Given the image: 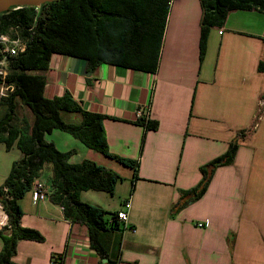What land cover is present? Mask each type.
<instances>
[{"label":"crops","instance_id":"0c3cea01","mask_svg":"<svg viewBox=\"0 0 264 264\" xmlns=\"http://www.w3.org/2000/svg\"><path fill=\"white\" fill-rule=\"evenodd\" d=\"M201 16L200 0H171L155 73L109 63L88 71L85 59L57 53L39 72L47 97L68 91L84 110L106 115L109 151L137 161L134 179L126 166L133 189L113 210L130 203L124 226L109 232V257L117 264H264V72L257 69L264 61V13L229 12L210 29L202 61ZM140 110L156 129L136 123ZM259 110L233 161L204 167L252 126ZM70 149L76 152L69 162L85 159L73 157L77 148L63 151ZM204 173L205 191L173 210L193 196L188 192ZM18 203L21 225L44 240L18 241L10 264H53L55 254L61 264H98L86 225L69 222L49 198L34 203L30 191ZM205 220L207 226L196 225ZM6 222L0 203V229Z\"/></svg>","mask_w":264,"mask_h":264},{"label":"trees","instance_id":"16d2710c","mask_svg":"<svg viewBox=\"0 0 264 264\" xmlns=\"http://www.w3.org/2000/svg\"><path fill=\"white\" fill-rule=\"evenodd\" d=\"M170 2L54 0L40 5L12 6L0 12V30L16 27L19 36L26 41L25 50L9 61L6 84L12 85L13 89L1 98V102L6 104V111L0 118V142L7 150L16 147L21 157L12 162L0 185V203L7 215V222L0 229L3 241L0 264H10L18 241L44 240L38 230L21 225L23 212L18 199L30 191L34 178L40 177L46 165L51 166L47 179L49 200L62 207L63 216L69 222L87 226L90 246L99 257L98 264H117L109 257V232L124 226V223L117 218V211H110L107 218L106 210L83 201L80 192L96 190L113 193L122 177L111 168L90 159L69 162L75 149L61 151L45 136L54 129L64 130L87 148L132 168L133 179L136 177L137 161L109 151L103 128L106 115L84 110L68 91L60 96L47 97L44 93L46 78L38 71L47 70L51 55L57 53L85 59L88 71L101 63H109L155 73ZM200 4V61L205 57L210 29L221 27L229 12L256 9L264 13V0H200ZM257 69L264 72V61L258 63ZM16 98L33 114L31 123L26 120L12 123ZM62 111L78 114V121H64ZM260 115L261 110L257 112L252 126L239 130L227 150L204 167L213 170L231 163L238 140L251 132ZM136 123L149 129L157 127V121L143 116H138ZM209 179V174L204 173L199 186L188 192L193 196L181 203L178 201L173 210L198 198L205 191ZM132 189L131 184L130 192ZM51 258L58 264L62 263L60 255L55 254Z\"/></svg>","mask_w":264,"mask_h":264},{"label":"rangeland","instance_id":"374dc122","mask_svg":"<svg viewBox=\"0 0 264 264\" xmlns=\"http://www.w3.org/2000/svg\"><path fill=\"white\" fill-rule=\"evenodd\" d=\"M9 92L11 91H7V94ZM1 100L2 99L0 98V118L6 111V104L2 103ZM61 116L66 122L78 121L79 119L78 114L67 111H62ZM22 120H26L31 123L33 120V114L28 109V107L21 102L19 98H16L15 113L12 123L19 124L20 122H22ZM46 139L48 141H52L55 146L61 151H63V148H77L78 153L76 156H73L74 158L84 157L85 159L93 160L100 165H104L112 169H117L119 174L122 176V179L117 182L113 193H109L106 191L86 190L81 194L82 199L89 200L93 204L98 203L99 205L104 207V209H106L107 211L106 217L109 218V212L113 211L120 204V200L123 199V197L125 198L128 196V191L131 188V180L128 178L129 176L127 175V173L130 169L116 162L115 160L104 156L100 152L87 148L78 139L64 130L54 129L50 134L46 135ZM18 157L19 151L16 147H12L7 150L0 142V185L3 183L5 177L9 173L12 162ZM50 168V165H46L44 170L42 171V173L44 174L40 175L41 179L45 181L46 185H49V183L47 182V174L51 172Z\"/></svg>","mask_w":264,"mask_h":264},{"label":"built area","instance_id":"2783aa9c","mask_svg":"<svg viewBox=\"0 0 264 264\" xmlns=\"http://www.w3.org/2000/svg\"><path fill=\"white\" fill-rule=\"evenodd\" d=\"M20 6H15L18 8ZM26 48V41L19 36L18 29L16 27H10L6 31L0 30V98L7 96V91H12L13 86L6 84V79L9 73V61L13 56L23 52ZM259 107L264 109V95L259 101ZM143 115V111H139V116ZM50 192L49 185H46L40 177L34 178L30 194L34 203L48 198ZM130 206L129 201L122 203L121 210L117 211V218L124 224L128 219L127 210ZM209 224L208 220L204 222H197L198 227H205ZM53 264H58L53 260Z\"/></svg>","mask_w":264,"mask_h":264},{"label":"water","instance_id":"95a60500","mask_svg":"<svg viewBox=\"0 0 264 264\" xmlns=\"http://www.w3.org/2000/svg\"><path fill=\"white\" fill-rule=\"evenodd\" d=\"M54 0H0V12L6 11L12 6L40 5Z\"/></svg>","mask_w":264,"mask_h":264}]
</instances>
